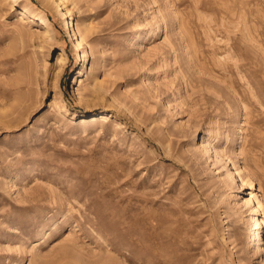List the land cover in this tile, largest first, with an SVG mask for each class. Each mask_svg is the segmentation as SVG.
<instances>
[{
  "label": "rangeland",
  "instance_id": "374dc122",
  "mask_svg": "<svg viewBox=\"0 0 264 264\" xmlns=\"http://www.w3.org/2000/svg\"><path fill=\"white\" fill-rule=\"evenodd\" d=\"M0 264H264V0H0Z\"/></svg>",
  "mask_w": 264,
  "mask_h": 264
},
{
  "label": "bare ground",
  "instance_id": "6f19581e",
  "mask_svg": "<svg viewBox=\"0 0 264 264\" xmlns=\"http://www.w3.org/2000/svg\"><path fill=\"white\" fill-rule=\"evenodd\" d=\"M73 25V24H72ZM74 30H75V28H74ZM47 32H50L51 30L48 28L47 30H46ZM61 60V59H60ZM61 62H63L62 60H61ZM60 62V63H61ZM63 64V63H62ZM259 248V247H258Z\"/></svg>",
  "mask_w": 264,
  "mask_h": 264
}]
</instances>
